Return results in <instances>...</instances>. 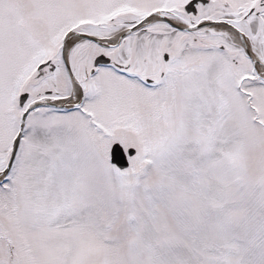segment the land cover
Instances as JSON below:
<instances>
[{"label":"snow or ice","instance_id":"obj_1","mask_svg":"<svg viewBox=\"0 0 264 264\" xmlns=\"http://www.w3.org/2000/svg\"><path fill=\"white\" fill-rule=\"evenodd\" d=\"M0 264H264V0H0Z\"/></svg>","mask_w":264,"mask_h":264}]
</instances>
